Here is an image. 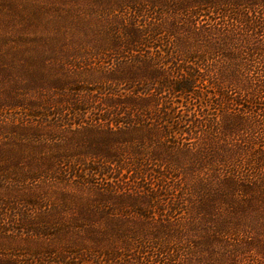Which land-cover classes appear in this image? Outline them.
<instances>
[{
  "label": "rangeland",
  "instance_id": "obj_1",
  "mask_svg": "<svg viewBox=\"0 0 264 264\" xmlns=\"http://www.w3.org/2000/svg\"><path fill=\"white\" fill-rule=\"evenodd\" d=\"M121 1L0 0V264H264V0Z\"/></svg>",
  "mask_w": 264,
  "mask_h": 264
},
{
  "label": "trees",
  "instance_id": "obj_2",
  "mask_svg": "<svg viewBox=\"0 0 264 264\" xmlns=\"http://www.w3.org/2000/svg\"><path fill=\"white\" fill-rule=\"evenodd\" d=\"M163 1L164 0H128V1L123 0L121 2L112 3L111 5L109 3V4H107L108 8L105 7L104 10L101 9L102 12H100L101 13L100 15H101V17L105 16L106 18H110L111 14L115 15V13L126 11V10L134 11L136 14L137 13L140 14V13H144V12H149V14L154 13L156 15L155 17L157 18V20L159 22V24L156 26V29H155V27L151 28V27L147 26V31L146 30L139 31L137 29L136 25H134L133 26V35L130 38H128L127 42H130L128 46H130L134 52L135 51L140 52V51H142V48L144 47L145 42L148 39H152L155 42L157 40L156 36L161 37L163 35H168L170 37V39L173 38L172 33L169 30L162 29L163 22L161 21L160 17L162 16V14H164V11H162V12H160V11L162 10L163 7H171V12H174L176 9H178V7L174 6L175 3H171L169 5H164ZM203 5H204V3H202L201 1H195L193 7L191 5L188 10L191 11L192 8L200 9L199 7L203 6ZM194 9H192V11ZM179 10H181V9L179 8ZM174 14H177V13H174ZM100 15H98V16H100ZM97 30H98V27L96 26V28L94 30H92V32H96ZM99 30H101V29H99ZM87 31H88V29L86 28V32ZM167 31H169V32H167ZM122 34H123V29L120 28V34L117 36L121 37ZM158 67L160 69L161 65H158ZM161 69H163V68H161ZM237 83L243 87L248 82H242L240 80V78H236L234 80V83H232V86L235 87ZM81 84L82 83L79 82L78 86H81ZM245 90L248 93V95H247L248 98H251L253 100H254V98H257V99L261 98V87H253V88L246 87ZM144 115H146V114L142 113V114H136L135 115L138 119H137L136 123L133 124V127L144 126V124L141 123L140 119H139V118H142Z\"/></svg>",
  "mask_w": 264,
  "mask_h": 264
}]
</instances>
